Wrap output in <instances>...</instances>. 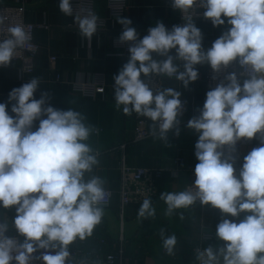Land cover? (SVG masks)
Segmentation results:
<instances>
[{
    "label": "clouds",
    "instance_id": "9594fccd",
    "mask_svg": "<svg viewBox=\"0 0 264 264\" xmlns=\"http://www.w3.org/2000/svg\"><path fill=\"white\" fill-rule=\"evenodd\" d=\"M197 3L214 27L225 25L224 18L230 26L208 49L191 16L171 30L158 21L143 38L130 26L131 19L117 17L123 26L118 42L132 43L127 63L114 77L116 107L123 106L126 115L135 112L158 122V133L154 123L152 134L166 141L183 113L181 93L173 88L154 91L141 76L175 77L188 87L199 77L196 65L207 63L214 73L233 62L240 65V75L248 78L241 84L235 72L229 73L227 83L207 91L199 116L187 123L199 134L192 188L163 192L160 199L167 205V216L197 200L234 218L249 213L239 223L227 218L219 222L216 236L225 243L217 249H197L196 259L199 264H264V0H172V7L188 13ZM59 9L73 16L71 0H60ZM82 11L87 14L74 19L80 34L91 39L98 17ZM5 20L0 15V25ZM8 33L9 38L0 40V67L9 66L17 49L31 39L20 24L8 27ZM39 83L33 78L13 88L8 102L0 103V207L16 211L11 223L15 236L8 234L7 220L0 222V264H68L69 245L90 237L104 216L100 205L106 199L105 181L87 175L99 164V152L87 143L95 129L78 111L46 106L47 93L35 99ZM9 103L14 115L9 114ZM35 121L39 126L33 131ZM253 138L260 146L243 157L237 170L232 155L236 144ZM155 214L151 200L144 199L138 218ZM161 237L172 255L177 237H165L163 230Z\"/></svg>",
    "mask_w": 264,
    "mask_h": 264
},
{
    "label": "crops",
    "instance_id": "0c3cea01",
    "mask_svg": "<svg viewBox=\"0 0 264 264\" xmlns=\"http://www.w3.org/2000/svg\"><path fill=\"white\" fill-rule=\"evenodd\" d=\"M94 2L95 15L104 20L105 24L97 28L91 39H88L80 34L78 23L74 19L76 15L73 13V16H66L60 11V0H0L4 5L24 4L26 22L44 26L35 33L39 53L34 72L23 74L17 66L0 70V103L8 102L9 93L13 88L21 87L31 79L37 78L40 83L34 93L35 99H40L43 93H47L46 106L64 111L69 108L78 111L86 117V124L95 129L87 143L99 152V164L87 175L102 178L105 181L104 189L112 191L114 196L111 207L103 209L104 216L92 235L83 241L75 240L69 245V250L79 247L93 255H99L102 259L112 254L116 257V264H199L196 259L197 249L203 250L209 246L217 249L225 243L216 236L218 223L225 218L239 223L249 214L241 213L238 218H234L222 214L211 205L195 202L192 206L177 209L173 215L167 216V205L160 199L163 192L187 190L190 173L198 163L195 144L199 134L188 128L187 123L194 116H199L206 100L209 89L206 86L205 73L209 64L195 66L199 77L195 82H190L188 87H184L181 81L164 83V89L173 88L179 91L181 98L188 102V111L182 119L183 124L168 132L166 141L157 137L135 142L136 118L140 115L135 112L131 115L124 114L123 106L118 109L115 101L114 77L119 74L129 58L122 56V50L117 45L123 26L117 22V17H109L106 0ZM126 2L128 10L121 18L131 19L130 26L142 33V38L158 21L169 30L174 25H181L178 13L170 6L171 0ZM224 19L225 25L219 27H214L210 20L193 21L201 30L205 49L210 48L230 27L227 18ZM170 54L175 55V50ZM51 58L56 61L51 62ZM154 58L160 57H155L154 54ZM176 63L182 65L181 61ZM80 83H103L105 94L98 95L94 100L83 98L74 92L75 85ZM8 111L10 115H14L11 113L10 103ZM144 118L149 122L152 132L154 122ZM38 126L39 121H35L32 130L35 131ZM177 129L179 135L176 134ZM259 146V139L253 138L237 150L240 155L237 170L243 164V157ZM138 168L152 172L160 171L162 174L158 195L151 201L156 214L147 219L138 218L141 205L135 204L131 205L121 218L118 193L123 172L125 169ZM10 209L0 207L2 221L7 220L6 212ZM161 230L165 237L173 234L177 237L172 255H169L163 246ZM205 234L213 238L205 241Z\"/></svg>",
    "mask_w": 264,
    "mask_h": 264
},
{
    "label": "built area",
    "instance_id": "2783aa9c",
    "mask_svg": "<svg viewBox=\"0 0 264 264\" xmlns=\"http://www.w3.org/2000/svg\"><path fill=\"white\" fill-rule=\"evenodd\" d=\"M71 4L73 7L74 15H85L87 14V10L91 11L93 14L96 13V6L94 0H71ZM170 6L172 7V0L170 2ZM106 8L110 18L114 17H121L124 16L128 10V5L126 0H106ZM175 10V9H174ZM204 9L199 6V4H195L188 13H181L180 11L176 10L178 13L180 24L186 23V17L191 16L193 21H209L203 17ZM0 15L6 17L4 25H0V40H4L9 38L8 27L14 26L16 24L22 25L26 32L29 33L31 39L28 41L23 48H19L16 51V55L14 59L11 61L9 66L7 67H0V70H6L13 66H17L23 74H31L35 70V63L37 61L38 53H39V46L35 41V33L38 29L44 28V26H37L32 23H28L25 20L26 15V7L24 4L20 5H4L0 3ZM105 24L104 20L98 19L97 21V28L103 27ZM139 37L142 38V33L137 32ZM148 34V33H147ZM146 34V35H147ZM132 42L128 43H119L117 42L118 47L122 50V56H129L128 49ZM55 58H51V62H55ZM243 69L237 62H233L232 65L223 69L219 73H214L211 69L210 65L206 70V86L209 90L216 87L217 84L224 82L227 83L225 77L232 72H235L240 80L241 84L243 83L244 79H247V75L241 76L240 73ZM215 77V79L213 78ZM142 80L150 84V87L155 90H163L164 83L166 81L172 82H180L175 77H167L162 75L153 74L149 78L141 76ZM74 92L78 93L81 97L94 100L98 95L105 94V85L103 83L96 84V83H89V84H76L74 87ZM103 89V90H101ZM181 101L184 105L183 113L180 117H178L179 123L175 126H181L183 124V117L188 111V102L181 98ZM157 125V133H158V122H154ZM150 124L149 122L142 116H138L136 118V126L134 131V140L135 142H143L149 139L157 138L158 134L154 136L150 131ZM172 130V129H171ZM170 130V131H171ZM169 131V132H170ZM249 142L247 139H242L240 143L236 144V150L232 155L236 157V161L234 167L238 169L240 155L238 154L239 150L244 144ZM225 156L229 154V149H225ZM162 174L160 171L152 172L147 169L138 168L135 170H124L123 172V179L121 183V189L118 193L120 197V216L123 218L125 216L126 210L131 205H142L143 200L149 198L151 201L156 198L159 192V180L161 179ZM196 179L194 171L190 173V177L188 180L187 190L192 188L194 181ZM106 191V199L101 203V207L103 209H108L111 207L112 200L114 193L110 190ZM196 202L200 203L199 200ZM0 222L1 213H0ZM9 235L15 236L13 232H9ZM204 240H211L213 236L211 235H204ZM21 239H23L21 237ZM44 250H40L36 253L37 256ZM71 255L69 257L68 264H81L83 261L84 264H116V257L112 254L107 255L104 259L100 258L99 255H93L88 251L75 247L69 250ZM15 264V262H13ZM33 264H42L41 261H33Z\"/></svg>",
    "mask_w": 264,
    "mask_h": 264
},
{
    "label": "rangeland",
    "instance_id": "374dc122",
    "mask_svg": "<svg viewBox=\"0 0 264 264\" xmlns=\"http://www.w3.org/2000/svg\"><path fill=\"white\" fill-rule=\"evenodd\" d=\"M6 215H7V220H8L9 226H10L9 232H13L14 234H16L15 230L11 227L12 219L16 215L15 208L13 207L12 209L9 210V212H6Z\"/></svg>",
    "mask_w": 264,
    "mask_h": 264
}]
</instances>
